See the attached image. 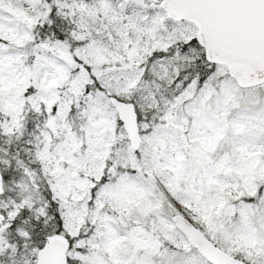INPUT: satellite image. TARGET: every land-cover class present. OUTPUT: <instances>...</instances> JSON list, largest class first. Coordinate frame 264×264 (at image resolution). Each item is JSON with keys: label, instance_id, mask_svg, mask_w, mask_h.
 <instances>
[{"label": "snow or ice", "instance_id": "6c2138e0", "mask_svg": "<svg viewBox=\"0 0 264 264\" xmlns=\"http://www.w3.org/2000/svg\"><path fill=\"white\" fill-rule=\"evenodd\" d=\"M0 264H264V0H0Z\"/></svg>", "mask_w": 264, "mask_h": 264}]
</instances>
